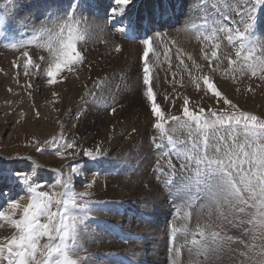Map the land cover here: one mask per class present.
I'll return each instance as SVG.
<instances>
[{"label": "snow or ice", "instance_id": "1", "mask_svg": "<svg viewBox=\"0 0 264 264\" xmlns=\"http://www.w3.org/2000/svg\"><path fill=\"white\" fill-rule=\"evenodd\" d=\"M133 2L134 0H111L108 9L103 13L113 28L120 26L117 30L122 34L136 30L133 25L138 26V22L131 21L128 16ZM43 4V10L38 11L35 18L28 15L20 21L22 27L30 28V38L6 46L23 49L21 56L27 58L24 62L25 69L31 66L36 70L37 76L43 73L47 77V83L55 85L70 80L73 75L78 78L79 69L86 57L83 49H78L77 43L86 41L97 28L101 31L103 29L100 25L88 24L86 20L81 28L82 19L78 17L83 18L86 12L97 14L93 8V0H43ZM23 7L21 3L20 8ZM190 7L193 11L197 8L203 11L197 0H193ZM224 8L226 11L219 12L224 23L221 24L219 19L213 18L212 24L215 27L212 28V33L213 36L225 33L228 42L237 49L236 60L228 57L229 65H235L232 71L259 75V78L264 80V0H226ZM154 22V19L149 21L150 24ZM5 23L7 21L0 17V28H3ZM149 32H154V29L149 28L142 41L145 45L141 69L144 89L142 98L150 108L153 121L151 127L159 136L167 137L169 150H163L157 135L151 137L153 146L162 156L168 157V169L172 173H180L181 182L188 193V207L192 206L195 199L203 197L207 200L208 207L216 208L219 218L227 221L232 227H241L242 236L251 235L254 240L259 238L261 241L257 251L256 244H246L243 238L222 236L220 231L211 230V224H206L204 228L197 224L201 239L197 240L195 234L191 239V244L197 246L196 255L203 256L206 262L220 260L228 252L246 256L247 253L237 252L232 247L233 244L239 243L246 249L253 250V255L257 257L253 264H264V118L241 110L218 90L208 76L202 78L205 95L210 94L226 107L219 110L209 108L205 114L203 107L198 111L191 110L188 107V99H185L182 116L166 117L156 102L148 65L153 41L162 39L164 34L157 32L149 36ZM236 41L239 43H235ZM32 44L46 48L51 61L35 51L30 56L28 47ZM214 48L219 49V44L214 45ZM115 50L118 52L121 49L117 46ZM242 52H246V55L242 56ZM211 55L212 58L219 59L216 50H213ZM36 56L38 60L33 59ZM176 58L183 64L182 50L179 48L176 50ZM241 60L243 63L239 62ZM42 64L47 65L46 69L42 68ZM128 86L121 84L117 85V88L123 91ZM199 87L197 84L198 89ZM89 94L94 95L91 92ZM111 111L115 113L116 108L112 107ZM81 115L82 113L78 112L77 119ZM166 121L179 123L182 128L187 129V141H174L165 130ZM137 131L135 127L132 129L133 133ZM72 141L59 143L54 148L56 155L63 156V150L72 149L73 151L68 153L69 157L74 159L80 156L81 152L77 151L79 145L75 143L74 136ZM177 143L183 145V148H178ZM36 151L42 152L44 149L38 146ZM173 154L180 161L179 169L172 163ZM82 155L87 158L82 164L78 162L66 166L71 169L66 179L57 177L54 181H45L37 176L35 180L39 182L33 183V178L21 171L0 167V182L10 179L21 189L23 185H27L29 194V202L23 205L18 199L8 198L3 189H0V197H5L7 204L6 210H0V221L7 222L15 230L11 238L0 240V264H89L90 257L82 242V234L89 230L91 223H106L95 220L91 213L105 210L100 206H106L110 202L93 199L94 185L98 187L95 177L91 181L77 180L76 182L83 184V190L74 191L73 174L79 177L92 171V168L88 167L89 162L94 166L103 164L102 158L106 156V152L102 150V146H97L95 149H82ZM16 159L24 161L28 158ZM156 171L161 175L164 173L159 156ZM57 185L63 190L51 193L41 190L48 186L55 188ZM166 186L171 191L175 183L169 179ZM225 208L227 213L222 210ZM17 213L18 219L15 218ZM184 215L188 218L191 213L186 212ZM243 216H247V219H235ZM205 229L208 230L207 235ZM183 230L186 231V226ZM178 231L181 230L172 228L173 241ZM44 238L47 242L42 244L41 240ZM185 242H188L187 237ZM170 252L178 254L179 249L173 245ZM119 264L124 262L120 261Z\"/></svg>", "mask_w": 264, "mask_h": 264}, {"label": "rangeland", "instance_id": "2", "mask_svg": "<svg viewBox=\"0 0 264 264\" xmlns=\"http://www.w3.org/2000/svg\"><path fill=\"white\" fill-rule=\"evenodd\" d=\"M96 1L97 0H93V5ZM101 1H106V0H101ZM163 1H165V0H148L145 2V4L143 5L144 12L142 11V14L143 13H145V14L139 15L137 18V20H138L137 22H138L139 26L144 27V26H142V22L144 24L146 22L149 26L150 23L148 21H150V19H155L154 20L155 23H158V22H156V19L158 17L159 18L162 17V14L160 13L161 11H159L158 5H161L163 3ZM166 1L169 2L168 8H170L174 12L175 8L177 7L176 4H174L175 0H172V1L166 0ZM190 1H193V0H183L182 1L183 4L181 5V7L183 9H181L180 14H178V16L176 17L175 20H173V17L169 18V15H166L165 18L162 17V19L164 18V20H166L164 25L162 24L163 27L160 26L161 28H158V29L150 27V28L154 29V32H149L148 33L149 36H152L157 32L163 33V34L166 33V34L163 35L162 39H157V40L153 41V44H152L153 49L151 51H149V54H150V52H152V53L150 54L151 56L150 55L148 56V63L150 62V60H153L154 57H156L159 54V52H160L159 47L162 44H163L162 47H164L163 52H165L166 54L169 52L171 53L172 48L175 46L174 44H176L180 39L177 36L178 35L177 31L180 29L182 24L189 22L190 18L195 17L198 14L197 13L198 11H193L191 9L190 6L193 5V2H190ZM206 1L207 0H200L199 2L200 3L202 2L201 4H203ZM32 2H33V0H11V2H10V0H0V17L4 18L7 21V23H5L3 28H0V32L3 33V34H0V89H1L2 85H3V88L5 86V84H3V82H2V80H8L7 82H9L7 84L8 86L5 87L4 93L2 95H0V151L13 150V149H14V151H16L14 154L15 156H14L13 160H7L8 162L7 161L0 162V167H3L5 169L11 170V171H21V172H23L24 175H27V176L33 178V183H37V182H39V181L35 180V177H37V176H39L40 178H42L45 181H48V180L54 181L57 177L61 178L60 173L56 170H43L38 165H35L33 163L28 164V166H21V167L19 166L18 167V165L14 164L15 161H18V159H16V158L24 157L27 155V153H31V152L32 153L34 152L37 155L41 154V155H44L47 157H55V158H58V160H62V161L66 160V158L72 159L70 162H72V161L75 163L80 162L81 164L87 158H84L82 154L78 157H75L74 159L69 157L68 153L72 152V149L63 150L64 151L63 156H57L56 155L54 148L59 143H63L65 141L73 142L72 141L73 136L75 137V143L78 142L79 138L76 137L74 134V129L78 126L77 122L79 121V119H77V113L69 115V117H67V115H66L65 119H63V121L60 120L58 118L56 112H54L55 108L57 107V105H56V107L54 106V104H56V102L51 104V101H52L51 98H53L55 100L54 93H53V95L49 96L50 102H48L47 99L45 102H43L44 98H42V101L41 100L38 101V98L43 97V95L45 93L54 92L55 90L53 88L55 87V85H49L47 83V77L45 74L42 73L40 76H37L36 70L33 69L31 66H29V68L25 69L24 62L26 61L27 58L21 56V52L23 51V49H12L11 47L6 46V45H10L13 42H17L20 40H27L30 38V35H31L30 28L29 27H22L20 24V21L23 20L24 17L28 16V13L34 9L33 8L34 6H31ZM40 2L43 4V0H40ZM136 2L140 4V0H134L133 4ZM214 2H216L219 5L218 15L215 17V19H219L221 21V23L223 24L224 21L222 20V17L219 16V12L220 11H226V9L223 8L226 0H215ZM21 3L24 5L23 9L20 8ZM213 6H215V5H213ZM203 13H204V11L200 12L202 17L205 15ZM37 14H38V12H37ZM86 14H84V17L86 16ZM36 15H33L32 17L35 18ZM167 18H169V19H167ZM41 19H43V17H41ZM155 23H151L150 25L153 26ZM107 24H108L109 28L118 32L117 28L120 26H117V28H113L108 23V21H107ZM242 27H243V25H241V28ZM201 28L203 30H205L206 25L205 26L202 25ZM142 43L143 42H141V44ZM235 43L238 44L239 42L236 41ZM144 49H145V47H143V51H144ZM236 50L237 49L234 48L232 46V44H229L228 49H226V52L225 51L223 53L221 52V54H222V55L220 54L221 56L218 55L219 59H213L212 56H210L211 58H209L206 61V63L208 64L209 70L212 72V75L210 77H212L211 79H216L219 82H223V83L229 84L231 86H236V90H237L236 94L237 95L235 94V96L232 99V102L234 104H236L241 110L251 112L253 114L260 116L261 118H264V108H263L264 105L260 104V99H259L262 97L264 98V80H261L259 78V75L252 76L250 73L241 74L240 72H233L232 71V68L235 67V65H229L228 60L225 57V55L227 53H229L226 56H229L233 60H236L237 59L235 56ZM28 51H29L30 56L32 55V53L34 51L39 53L40 55L46 56L45 53H46L47 49L46 48L42 49V48L37 47L36 44H32L28 47ZM153 53H154V56L152 57ZM241 55L242 56L246 55V52H242ZM206 56L208 57L209 55H206ZM143 57L144 56H142V60L140 61L141 62V65H140L141 69L143 67V62H144ZM33 59L38 60V56L33 57ZM239 62L243 63L242 60ZM46 67H47V65H45V67L43 66L42 68L46 69ZM140 76L142 77V73ZM99 84L100 83H98L96 86L97 90L100 86ZM141 87H142V78H141ZM47 90H48V92H46ZM143 90H144L143 88L140 89L141 94H142ZM87 95H88L87 93L83 94V97H84L83 99H84V103L86 105H89V106H86L85 104L84 105L87 108L89 107V109H91L90 107H92L93 103L96 102V101H94L95 95H93V96L90 95L89 97H86ZM229 99H231V98H229ZM250 99H251V101H250ZM86 101H87V103H86ZM242 101H244V102H242ZM247 101H248V103H246ZM237 102L238 103L240 102V103L238 104ZM241 102H242V104H241ZM250 106H251V109H250ZM261 106H263V107H261ZM43 107L44 108L46 107V110H45L46 112L43 111V109H44ZM59 107L60 106L58 105L57 109H59ZM223 107H226V106L223 105L222 103L219 104L217 102L216 104L212 105V107L209 106L208 109L212 108L214 110H219L220 108H223ZM208 109H205L206 110L205 114H207ZM63 110L67 113L66 107ZM229 110L231 111V109H229ZM162 111L165 113V116H167V115H169V116L170 115L181 116L182 115V111L177 112L178 114L176 113V111H167L164 109H162ZM66 113H64V114H66ZM104 115H103V117H108L110 114H108V112H107V114L105 113ZM112 116H114V115H112ZM149 117H150L151 124H152L153 121H152L151 115H149ZM121 121L124 122V118H122ZM42 122H44L45 124H47L46 126H48L46 131H43ZM151 124L149 125V132L147 135L144 136L143 140H145L148 148L150 146H151V150H152V148H154L152 152L155 151L154 152L155 158L148 159L146 161V162H149V164L145 165V167H146L145 169H149L148 167H150V174L152 175V180H154L151 182V184L153 186L157 185L158 191L161 192L160 196H162L161 199H162L163 203H160V206H165V213H164V211H162L160 213L161 215L158 214L159 209L161 211L162 207L160 208L157 204H154V203L150 204L148 202L149 200H146V199L141 200V199H133L131 197H129V198L124 197V198H122V200H120V202H118L119 200H116L117 198H115L117 196V192L114 191V193L112 194V193L106 191V190H108L106 188V190H104L105 194H103L106 197H103V198L93 197V199L99 200V201H108L110 203L106 206H103V205L100 206V207H104L105 210L93 211L91 213V215L97 221H99L98 217L103 216V218H104L107 216L106 218H104V220H106L107 222L102 220L101 222H106V223H102V224L91 223L90 228H94L96 230H99V232H102L106 235L105 232H111L110 231L111 225L118 226V227H120V229L123 228L122 229L123 231L126 229L128 231V230H131L132 228L135 227L133 225H136L135 220L137 218L142 219L143 221L140 220V226H142L143 228L146 227V229L144 228L143 232H141L139 229L138 234L144 233V234H139V237L142 236L146 239L145 236H147L146 240L156 241L158 243V244H155L156 246H158V248L156 250H154L155 252L153 253V255L156 253L155 257H160L162 260H165V262L162 264H175V262H174L175 259L178 263H180L178 260H179L180 255L182 254V252H180V251H182L181 246H183V244H181V241H182L181 238L183 237V235H184L183 238H186L187 236H189V237L192 236L194 233L195 238L197 240L201 239V237L199 236V233L197 232V224H199L201 228H204V226L206 224L212 225L214 223L213 224L214 229L216 230V227H218V228L220 227V230H216V231H220L222 236L230 235V236H233L234 238L236 236L243 238L245 240L246 244H249V245L256 244L257 245L256 250L258 251L259 245L261 244V241L259 240V238L254 240L251 235L242 236V228L239 226L232 227L231 225H229L227 223V221L219 218V212L216 210V208L214 206L208 207L207 206V200L205 198L200 197L198 199H195V201L193 202L194 204H192V206L193 205L194 206L192 208L188 207V197H185L188 194L186 195L187 191L185 190V188L183 186L184 184L183 183H175V179L178 177V175H180V173L177 172L175 174V173H172L168 169L167 164H166V160L168 159V157L162 156V153L160 151H158L157 149H155V147L153 146V144L151 142V137L153 135H157L158 142H161L162 145H164L163 150L167 151V150H169V145L167 143V137L159 136V134H157L155 132V130L151 127ZM142 126H146L145 121H143V120H142ZM71 128L73 131H71ZM112 128H113L112 126H110V128H108L106 126L102 130L105 129L109 134L112 132V130L115 129V128H113V129ZM165 130L169 135L172 136L174 141H181V140L187 141V131H186L187 129L182 128L179 123L167 121L165 124ZM131 133H132V135L133 134L138 135V131L136 133H133V132H131ZM177 134H179V135H177ZM143 140L140 139V142H142ZM177 144L179 145V146H177L178 148H183V145H181L179 143H177ZM38 146L40 148L44 149V151L37 152L36 148ZM122 149L119 151L122 154L120 156L119 155H111V156L106 155L105 157H103L102 159L104 162H103V164H101L99 166H94L91 162H89L88 167L92 168V171L87 172L83 175H80L79 177H77L75 174H73L72 187H73L74 191H82L83 190V184L76 182L77 180L84 181L86 179L87 181H91L95 177L97 182H103L102 184L99 185V187L97 189H101V188L106 187V183H108V182H109L108 185H110V186L114 185L113 186L114 189H118L119 188L118 185H120L123 182V178H124V180L130 179V176H128V175L132 176V174H134V172H136L134 170H136V168L139 165L138 166L135 165V167H132V165L134 166V161H133L134 156L131 157L128 152H124ZM158 156L162 160L161 161V167L164 169L163 175L158 174V172L156 171V161H157ZM171 158H172L173 164H175V165L180 164V161L177 160V158L175 157L174 154L171 156ZM73 162H72V164H75ZM129 172L130 173L132 172V173L130 174ZM124 173H125V175H124ZM169 178L171 180H174V183H175V187L171 188V190L177 189L173 192H171L168 189L169 187L166 186V181ZM64 179H66V178H64ZM115 181L117 182V184H115ZM12 182H14V181L10 180V179L7 181H4V182H0V189H3V191L6 193L8 198L18 199L19 202H21L23 205H26L29 202V194L27 192V185H23V189H21V198H18V197L15 198V197H13V192L17 191L20 187H17V185H15ZM149 185H150L149 183H146L145 188L149 187ZM59 186L60 185H57L55 188L48 186V187L42 188L41 190L49 191L50 193L51 192H58ZM95 187L96 186L94 185V188ZM59 189H61V191L63 190L61 188V186ZM176 192H177V195L175 196ZM167 193L169 195H167ZM170 194H172V195H170ZM11 195H12V197H11ZM95 196H96V192H95ZM172 196H175L174 197V199H175L174 201H176L175 202V204H176L175 208L173 205L174 204L173 200L171 199ZM125 198H126V200H124ZM0 200H5V197H0ZM122 201H125L126 203L123 204L124 202L122 203ZM111 202H116V203H111ZM154 206H155V208H153ZM179 206H180V209H179ZM4 207L2 206L0 208V210H5ZM183 208H185V209H183ZM177 209L179 210V214H177V211H176ZM181 209H183L185 212L183 211L184 212L183 213L182 211H180ZM197 209H200V210L196 211ZM53 210H55V206L53 207ZM168 210H170V211L168 212ZM222 210L225 213H227L226 208L222 209ZM142 211H143V214L144 213L145 214L143 215V214L139 213L140 215L137 216L138 212H142ZM208 211L210 214L208 213ZM186 212L191 213V215L188 218H185L184 214ZM205 212H206V214H205ZM198 214H199V216H198ZM201 214H202V216H201ZM135 216H137L136 219H135ZM170 216H172V217H170ZM15 218H17V219L19 218V213H17ZM121 218H122V220H119ZM209 218L211 219L210 221H209ZM201 219L204 223L201 221ZM235 219H247V216L235 217ZM144 221H146V222H144ZM193 222H195V223H193ZM210 222H212V223H210ZM107 224H109L110 227H108V226L105 227ZM8 225L9 224L7 222L0 221V231H3L2 227L8 226ZM185 226L189 228V230L187 232L183 230ZM173 227L181 230L175 234V240L174 241L172 239V237H173L172 228ZM191 227H194L196 229V231H193L191 229ZM10 228L11 229L7 232L6 235L10 236V238H11V236L14 234L15 230L12 227H10ZM211 230H213V229H211ZM223 230L226 233H224ZM147 231H148V233H146ZM156 232H157V234H156ZM180 232H182V233H180ZM183 232H185V233H183ZM205 232L207 233L208 230L205 229ZM114 233L116 234L118 232L116 231ZM181 235H182V237H180ZM152 239H154V240H152ZM179 239H181V240H179ZM131 241H134V239L129 238L125 241H120V243L121 244H129ZM45 242H46V238L41 240L42 244ZM82 242H83L84 247H85V243L83 240H82ZM174 244H176V245L178 244V245L175 246ZM173 245L175 246V248L181 249V250L179 249L178 254L170 252V248H172ZM234 245H232V246H233V248L235 247L234 249H236L237 252H245V253H247V255L246 256H240L238 254L235 255V253H233V252H230V253L228 252L226 257L225 256L221 257V259L218 261L214 260V261L206 262V261H204L203 256H197L196 255L197 246L193 245V247L191 248L192 253L191 254L188 253V255H189L188 258L191 259L192 258L191 256H193V255H194L193 256L194 258L191 259V262L186 261V264H194L195 262H196L195 264H213V263L214 264L215 263L216 264H221V263H223V264H227V263L228 264H253V262L257 258L255 255H253V250L251 248L246 249L243 245H241L239 243H236ZM186 247H187V245H186ZM189 249H190V247H189ZM121 251L122 252L119 253V257H120L119 262L123 261L124 264H129V262H130V264H135V262L130 257L129 252H127V251L125 252V250H121ZM179 253H180V255H179ZM81 255H84V253H81ZM87 255L89 256L88 251H87ZM231 256H233V257H231ZM141 257L142 256H140V258ZM172 257H173V259L175 257V259L173 260ZM195 257H198V258H195ZM222 258H224L225 260L222 261ZM194 259H196L197 261ZM97 260H98V258H97ZM171 261H172V263H171ZM224 262H226V263H224ZM182 264H184V263H182Z\"/></svg>", "mask_w": 264, "mask_h": 264}, {"label": "bare ground", "instance_id": "3", "mask_svg": "<svg viewBox=\"0 0 264 264\" xmlns=\"http://www.w3.org/2000/svg\"><path fill=\"white\" fill-rule=\"evenodd\" d=\"M146 1L148 0H140V4L136 2L133 5H130L128 16L130 17L131 21L137 22L138 16L145 14V13L142 14V11L144 12L143 5L145 4ZM182 1L183 0H175L174 4H176L177 7L175 8L174 12L170 8H168L169 2L166 0L163 1L161 5H158L159 11H161L160 13L162 14V17H166V15H169V18L173 17V20H175L178 14H180L181 9H183L181 7V5L183 4ZM199 1L200 0H197V3L200 8H203V11H204L203 14L205 15L202 17L200 14V12L202 11H200L199 8H197L195 11H198L197 12L198 14L195 17L190 18L189 22L182 24L180 29L177 31V34H178L177 36L180 39L176 44H174L175 46L172 48L171 53L169 52L166 54L165 52H163L164 47H162L163 45L162 44L159 47V50H160L159 54L156 57H154L153 60H150V62L148 63L149 68H150V74L152 76V86H153V90L156 95V102L160 105L161 109H164L167 111H176V113L182 111L184 107L185 99H188L189 101L188 107L194 111H198L200 107L208 109L209 106L212 107V105L217 103L216 99L214 97H211L210 94L205 95L202 78L203 76H208L210 79L212 78L210 77L212 75V72L209 70L208 64L206 63V61L209 58H211L210 56H212L211 55L212 51L216 50L217 55H220L221 52L222 53L224 51L226 52V49H228V45L230 43L228 42L225 33H222V32L217 33L216 36H213V33H212V28L215 27V25L212 24V19L218 15L219 5L216 2H214L215 0H209V1L207 0L203 4H201L202 2L200 3ZM190 2H193V1H190ZM110 3H111V0H108V1L107 0L106 1L97 0L93 5L94 11L97 14L93 15V14L86 12L87 14L85 13L86 14L85 17L78 18V19H82L81 28L84 27L83 21L86 20L88 24H91L94 26L100 25L102 26V29H103L101 31L99 28H97L93 32V34L87 38L86 41L82 40L77 43L78 49H83L85 57H86L84 64L79 69L78 78L75 75H73L70 80H65L62 83L55 84V87L53 88L55 91L45 93L43 97L38 98V101L40 100L42 101V98H44L43 102H45L46 99L48 102H50L49 96L53 95V93H56L54 95L55 100L51 98L52 100L51 104L56 102L54 106L55 107L56 105L57 107L58 105L60 106L59 109H57L56 107L54 112H56L58 118L62 121L63 119H65L66 115L67 117H69V115H72L78 112L82 113V115L79 118V121L77 122L78 126L74 129L75 136L79 138L78 142H76L79 145V148L77 149V151H80L81 154H82V149L84 148L95 149L97 146H102V150L106 152V155H110V156L119 155L120 156L122 154L119 151L123 148L122 150L124 152H128L131 157L134 156L133 157L134 166L132 165V167H135V165L137 166L139 165V166L136 168V170H134L136 172H134L132 176L128 175L130 176V179L124 180L123 178V182L120 185H118L119 186L118 189H114L113 187L114 185L113 186L108 185L109 182L106 183V187L97 189L99 185L103 183V182H98V187H95L96 189L95 190L96 196H94L95 198L96 197L97 198L106 197L103 194H105L104 190H106L107 188L108 190L106 191L112 194L114 193V191L117 192V196L115 198H117L116 200H119L118 202H120V200H122V198L124 197L126 198L131 197L133 199H141V200L146 199V200H149L148 202L150 204L154 203V204H157L160 208L162 207L161 211L159 209L158 214H160L162 211H164L165 213V206H160V203H163L161 199L162 196H160L161 192L158 191L157 185L153 186L151 184V182L154 180H152V175L150 174V167H148L149 169H145L146 168L145 165L149 164V162H146V161L148 159L155 158L154 157L155 151L152 152L154 148H152V150H151V146L148 148L145 140H143L144 136L148 134L149 125L151 124V120L149 117L150 108L149 106L145 104L142 98V94L140 92V89L142 88L141 87V76H140L141 75L140 73L141 72V66H140L141 62L140 61L142 60V56H144L143 47H145V45L143 43H142L143 45L141 44L140 42L141 39L129 40L131 37L136 36V33H138L140 30L142 31V29L139 25L138 26L133 25V27L136 30L128 32L127 34H122L119 31L117 32L109 28L107 24V19L104 17L103 13L108 9ZM31 6H34L33 7L34 9L30 11L28 15L33 16V15H36L38 11L43 10L44 4H42L40 0H33ZM162 17H160L161 20H159L158 23L154 22L155 23L154 26H151L149 24V28L150 27H154L155 29L161 28L160 26L162 24L164 25L165 23L164 20H162ZM205 21H207V23H205ZM202 25L203 26L206 25L205 30L201 28ZM142 33H146V32L142 31ZM205 37H208V38L206 39ZM216 44H219V49L214 48V45ZM117 46H119L121 49L118 52L115 50ZM178 48L182 50L183 64H181L180 60L176 58V50ZM151 53L152 52H150V54ZM228 54L229 53H227L226 55ZM45 55L48 58V60L51 61L52 58L47 51ZM206 55H209V56L207 57ZM226 55L225 57L228 60L229 56H226ZM153 56H154V53L152 57ZM43 66L45 67L44 64H42V67ZM211 80L215 83L219 91L225 94V96H227L228 98H231V100L233 99V97L237 93L236 86H231L229 84L219 82L216 79H211ZM7 81L8 80H2L5 86L3 88V85H2L0 89V95L4 93L5 87L8 86L7 84L9 82ZM98 83H100L99 84L100 86L97 90L96 86ZM121 84H128L129 86L127 88H124L123 91H120L117 88V85H121ZM197 84L200 85L199 89L197 88ZM46 92H48V90ZM90 92L95 95L94 101L97 102V103L96 102L93 103V106L90 107L91 109H89V107L88 108L86 107L89 105H86L83 99L84 98L83 94L87 93L88 95L86 97H89ZM259 99H260V104L264 105V98L262 97ZM221 103L222 102H220L219 104ZM246 103H248V101ZM65 107H66L67 113L63 110ZM112 107L116 108L115 113H112L111 111ZM250 109H251V106H250ZM45 110H46V107L43 109V111L46 112ZM107 112L110 115L108 117H103V115L105 113L107 114ZM122 118H124V122L121 121ZM142 120L145 121L146 126H142ZM46 125L47 124L42 122L43 131L47 130L48 126ZM106 126L108 128L112 126L115 129L112 130V132L108 134V132L105 129L102 130ZM134 127L138 129V135H134V134L132 135L131 132ZM71 131H73L72 128H71ZM140 139H142L143 141L140 142ZM177 146L179 145L177 144ZM15 152L16 151H14V149L0 151V162L7 161V160H13L15 156L14 155ZM24 157H27L28 159L24 161H21V160L15 161L14 164L18 165V167L19 166L21 167V166H28V164L33 163L35 165H38L43 170H56L60 173L61 179L67 178L71 172V169L66 166L72 164L73 161L70 162L72 159L66 158V160L62 161V160H58V158H55V157H47L41 154L37 155L34 152L27 153V155ZM177 165H176V168L179 169V164ZM12 183L16 185L15 181ZM146 183L150 184L149 187L147 188H145ZM175 183H182L181 175H178V177L175 179ZM115 184H117L116 181H115ZM59 188L60 186L58 187V192L61 191V189ZM175 190H171V192ZM168 193L167 195H169ZM187 194L188 193L186 192V195ZM176 195H177V192L175 193V196ZM175 196L171 197V199L173 200V203L176 202L174 201ZM13 197L21 198V188L13 192ZM185 197H188V195ZM126 198L124 200H126ZM122 203L125 204L126 202L122 201ZM0 206H3V207L5 206L4 208L6 210L7 209L6 200H0ZM193 206H191V208ZM153 208H155V206ZM179 209H180V206H179ZM183 209H181L180 211L183 212L184 211ZM198 210L200 209H197L196 211ZM169 211L170 210H168V212ZM139 213L143 214V211L138 212L137 216L140 215ZM137 216H135V219ZM104 218L103 216L98 217V220L106 221L104 220ZM119 220H122V218ZM140 220L142 219L137 218L135 220L136 225H133L135 227L128 231L127 229L123 231L122 230L123 228L120 229V227L118 226L111 225V228H110L111 232H105L106 235L102 232H99V230H96L94 228H89V230L86 233H83L82 240L85 243V247L90 257L89 264H119V260H120L119 253L122 252L121 250H125V252L126 251L129 252L130 257L135 262V264H162L164 263L165 260H162L160 257H155L156 253L153 255V253L155 252L154 250L158 248V246H156L155 244H158V243L156 241L146 240L147 236H145L146 239L142 236L139 237V234H144V233L138 234L139 229L141 232H143L144 228L146 229V227L143 228L142 226H140ZM210 220L211 219L209 218V221ZM213 224H212V229L215 230L213 227L214 226ZM107 226L110 227L109 224H107L105 227ZM10 227H11L10 224L8 226L2 227L3 231H0V240H3L5 238H10V236L6 235L7 232L11 229ZM191 229L193 231H196L194 227H191ZM188 230L189 228L186 227V232ZM216 230H220V227L219 228L216 227ZM116 231L118 233L115 234L114 232ZM146 233H148V231ZM224 233L226 232L224 231ZM180 237H182V235ZM183 237L181 238L182 239L181 244H183V246H181L182 251H180L182 252V254L180 255L179 253L180 257H179V260L178 259L177 260L181 264L182 263L186 264V261L191 262V259L194 258L193 257L194 255L191 256L192 258L190 257L191 259L188 258L189 257L188 253L190 254L192 253L188 249L189 247L190 248L193 247V245L191 244V239L193 238V235L190 237L187 236V241H188L187 243L185 242V238ZM129 238H133L134 241H131L129 244L120 243V241H125ZM174 245L177 246L178 244L177 245L174 244ZM226 255L227 253H225L222 257L224 256L226 257ZM140 256L142 257L140 258ZM195 258H198V257H195ZM223 260L225 259L222 258V261ZM174 262L175 264H180L176 261V259L174 260Z\"/></svg>", "mask_w": 264, "mask_h": 264}, {"label": "built area", "instance_id": "4", "mask_svg": "<svg viewBox=\"0 0 264 264\" xmlns=\"http://www.w3.org/2000/svg\"><path fill=\"white\" fill-rule=\"evenodd\" d=\"M178 166V165H177Z\"/></svg>", "mask_w": 264, "mask_h": 264}]
</instances>
